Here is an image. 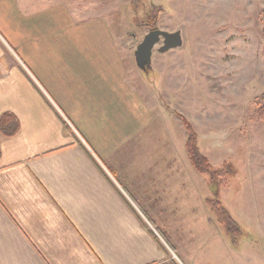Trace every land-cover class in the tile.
<instances>
[{
	"label": "crops",
	"instance_id": "crops-1",
	"mask_svg": "<svg viewBox=\"0 0 264 264\" xmlns=\"http://www.w3.org/2000/svg\"><path fill=\"white\" fill-rule=\"evenodd\" d=\"M79 5L0 0V114L19 123L0 133V264H184L158 223L190 199V166Z\"/></svg>",
	"mask_w": 264,
	"mask_h": 264
},
{
	"label": "rangeland",
	"instance_id": "rangeland-1",
	"mask_svg": "<svg viewBox=\"0 0 264 264\" xmlns=\"http://www.w3.org/2000/svg\"><path fill=\"white\" fill-rule=\"evenodd\" d=\"M78 1L87 16L107 21L126 57L128 81L155 96L159 110L168 112L162 118L190 166V199L177 208L174 221L157 222L169 227L178 245L163 237L177 257L184 264H264V121L255 112L264 93V0ZM152 20L155 29L180 30L183 44L160 54L159 42L151 68L141 72L133 52ZM178 114L198 134V147L212 169L223 162L236 167L225 186L190 164ZM215 196L242 229L234 245L206 205L205 199Z\"/></svg>",
	"mask_w": 264,
	"mask_h": 264
},
{
	"label": "trees",
	"instance_id": "trees-1",
	"mask_svg": "<svg viewBox=\"0 0 264 264\" xmlns=\"http://www.w3.org/2000/svg\"><path fill=\"white\" fill-rule=\"evenodd\" d=\"M261 21L263 23L262 35L264 37V8L261 10ZM146 25L152 30L155 29L154 20ZM264 54V51H263ZM262 104L255 107V112L260 120L264 121V93L261 95ZM181 125L185 131V151L192 167L200 174L207 175L210 182H217L218 185L225 186L227 179L236 175L237 169L231 162H223L220 169H212L206 155H204L199 147V136L193 129L191 123L183 115L178 114ZM19 123L17 118L11 112H3L0 114V133L3 136L10 137L18 132ZM206 205L211 212L214 221L225 229L229 242L234 245L242 235V229L239 223L231 216L229 211L219 200L218 196L207 197Z\"/></svg>",
	"mask_w": 264,
	"mask_h": 264
},
{
	"label": "water",
	"instance_id": "water-1",
	"mask_svg": "<svg viewBox=\"0 0 264 264\" xmlns=\"http://www.w3.org/2000/svg\"><path fill=\"white\" fill-rule=\"evenodd\" d=\"M159 42L161 44L156 51L160 54L170 49L181 47L183 40L180 30L168 32L160 29H152L143 36V39L137 44L133 52L135 65L141 72H145L151 68L153 49Z\"/></svg>",
	"mask_w": 264,
	"mask_h": 264
}]
</instances>
